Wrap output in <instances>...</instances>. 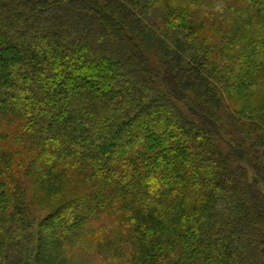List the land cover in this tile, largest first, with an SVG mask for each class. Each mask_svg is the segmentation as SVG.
<instances>
[{
  "label": "trees",
  "instance_id": "16d2710c",
  "mask_svg": "<svg viewBox=\"0 0 264 264\" xmlns=\"http://www.w3.org/2000/svg\"><path fill=\"white\" fill-rule=\"evenodd\" d=\"M0 264H264V0H0Z\"/></svg>",
  "mask_w": 264,
  "mask_h": 264
}]
</instances>
